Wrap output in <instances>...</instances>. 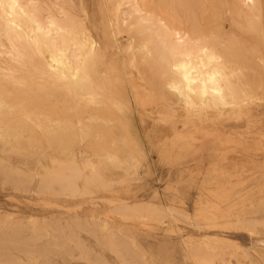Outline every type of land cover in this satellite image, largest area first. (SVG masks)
<instances>
[{
    "label": "rangeland",
    "instance_id": "rangeland-1",
    "mask_svg": "<svg viewBox=\"0 0 264 264\" xmlns=\"http://www.w3.org/2000/svg\"><path fill=\"white\" fill-rule=\"evenodd\" d=\"M38 1L45 7L42 14L49 16L48 5ZM257 1L259 9L250 15L260 19L254 21L239 17L243 13L234 9L238 0H184L171 7L183 18L198 19L184 20L183 26L208 27V35L220 29L222 40L237 36L257 50L242 57L243 72L228 69L233 93L227 104L218 107H208V96L197 94L192 106L171 92L170 76L163 74L155 58L142 55V38L122 20L97 27L88 21L95 44L107 52L87 63L91 85L81 76L73 81L53 71L43 55L24 59L18 75L30 76L32 86L16 88L23 106L5 110L0 121V264L20 259L23 264H194L187 259L189 243L207 253L216 247L220 251L216 254L228 264L241 263L245 254L248 264H264L258 256L264 249V226L250 232L228 224L237 217L264 222V210L256 206L264 200V59L260 58H264V0ZM73 2L78 15H83L84 5L91 19L101 16L100 0ZM49 4L51 12L61 17L60 6H68L69 0ZM10 46L0 34V50L9 52ZM49 58L48 53L50 64ZM38 97L50 118L43 124L53 129L52 135L28 116L27 111L36 110ZM111 100L129 105L147 135L149 145L137 173L104 158L107 152L126 156L136 147L125 140ZM28 119L31 123L24 126L36 127V140L28 131L21 133L22 120ZM84 125L90 128L88 136L81 130ZM11 130L16 137L10 136ZM54 159H74L80 166L77 192L41 190L47 171L57 168ZM92 167L110 183H89ZM223 191L229 195L218 196ZM141 203L171 207L176 215L128 209ZM213 206L220 210L208 211ZM230 206L237 209L228 219ZM206 211L208 220L200 216ZM55 240L59 247L53 245ZM44 247L49 248V257L26 258L28 250ZM223 261L215 259L216 264Z\"/></svg>",
    "mask_w": 264,
    "mask_h": 264
},
{
    "label": "bare ground",
    "instance_id": "bare-ground-1",
    "mask_svg": "<svg viewBox=\"0 0 264 264\" xmlns=\"http://www.w3.org/2000/svg\"><path fill=\"white\" fill-rule=\"evenodd\" d=\"M100 1L98 6L100 7L99 11L101 16L98 18L95 15V17L93 16L94 18L91 19L84 5H82L81 9L83 12L82 16L72 10L74 5L73 0H69L68 6H60L59 13L62 14L61 17L51 12V7H53V5L51 6L49 4V0L42 1L44 5H48L47 9L50 11L47 17L42 14L45 7L39 1L0 0V34L5 35L11 45L9 52L0 50V121L4 118L5 110L12 108L17 110V108L23 106L21 101L19 102V99L15 96L16 88L27 86L29 89L32 86V78L30 76L18 75L20 70H24V59L26 58L33 59L35 56L39 57L43 55L47 65H49L53 71H60L62 74L67 75L66 77L70 76L73 81L81 76L88 85L92 84L93 81L88 73L89 67L87 63L92 58L105 56L107 52L106 48L99 47L95 44L94 35L89 25H87L89 23L88 21H90L93 27H97L99 23H108L111 25L114 20H122L124 24L130 26L134 30L135 35L142 38L140 44L143 52L142 55L153 57L157 60L163 74L170 76V81L167 84L170 91L179 93L181 98L185 97L187 103L192 106L196 103L194 102V98L197 94L204 98L208 96V107L213 108L221 104H227L228 97L233 93V84L230 79L231 73L228 69L233 67L231 70L237 74L243 72L246 65L243 63L244 58L242 57L246 56L248 53L253 54L257 52L253 47H247L244 41L237 36H230L227 41L222 40V34H224V32L220 29L209 31L211 33L210 36L208 35V27L199 24L183 26L181 22L184 20H198L190 17L183 18L176 14L175 10L171 8L178 2L183 3L184 0ZM200 1L203 2L204 0ZM257 2V0H238V2L234 4V9L239 13H243V15L241 14L239 16L240 18L248 21L259 20V16L250 15L251 12L259 9ZM226 4L228 3L226 2ZM127 5L132 8H127ZM208 15H210V13ZM219 19V17H215V20ZM136 47L138 48V46ZM48 53L51 58H49L50 64L47 59ZM260 58L262 60L264 59L261 56ZM19 66H21V68H19ZM4 69H7L8 72L4 73ZM158 72H160L159 69ZM159 74H161V72ZM42 85L45 84L42 83ZM135 88H138V86L135 85ZM225 89L229 90L228 93H225ZM38 98L36 110L27 111L28 116L32 120L34 117L37 127H40L41 130H45L48 134L52 135L53 129L43 124L44 121L49 122L50 118L40 105L42 98ZM179 99L177 100L179 101ZM231 100L234 101L233 97L229 101L231 102ZM203 101L205 102V100ZM232 103L233 102H231V104ZM110 105L113 111L118 115V123L121 124L125 132V140L127 142L136 143V147L135 150H129L126 156H121L115 152H107L104 158L109 162L117 163L121 167H124L128 173H137L144 161L143 153L149 145L146 139L147 135H144L145 132L143 134L142 127L140 128L138 125V116L136 118V113L129 105L121 100H111ZM229 105L230 103L228 106ZM236 105L237 104H235V106ZM141 117L143 118V116ZM110 120L111 118L105 122H109ZM26 122L31 123V120H22L21 133L23 134L25 131H28L31 134V139L33 140L34 138L36 140V127L26 129V126H24ZM81 130L85 136L90 134L89 126H82ZM9 134L10 136L16 137L14 130H11ZM22 134L19 137H22ZM54 163L57 165V168L52 171H47L43 179V184L40 187L41 190L70 193L77 192L76 180L81 177L83 173L77 162L74 159L67 161L54 159ZM66 169L69 170V174L65 173ZM88 182L105 186L110 183V181L105 179L95 167H92ZM223 195L228 196L229 192L223 191L218 196ZM220 202H223V200H220ZM256 206L258 209L264 210V200L259 201V204ZM128 209L132 211L145 210L158 214L167 213L168 215H176V211L171 207H155L148 203L137 204ZM212 209L216 211L220 210L219 207L213 206L211 209H208V211ZM236 209L235 206L228 207V214L226 215L228 219ZM208 211L200 214L205 220H208ZM184 216L189 219L187 215L184 214ZM206 224L209 225L210 223L206 222ZM228 224L235 228L248 229L250 232H254L257 225L261 224L264 226V222L251 221L250 218L247 217H237L234 223L233 221H229ZM36 239H38V237ZM53 245L59 247L56 240L53 242ZM109 245H113V239L110 240ZM196 246L189 243L185 248L187 259L194 264H216L215 259L223 261L222 256L217 255V250L213 249L216 247H213L211 250L208 249L207 253L201 246L202 249ZM77 247L90 260L89 255L83 252V249L79 245H77ZM48 251L49 248L44 247L43 249L28 250V253L26 252L27 254L24 255L29 261H39L42 258L49 257ZM221 253L224 252L222 251ZM258 256L264 261V249L258 251ZM248 259L250 258L245 254L241 259L242 262L238 264H248ZM93 262L94 264H100L98 261ZM134 263L136 262L134 261ZM4 264L23 263L20 259L19 262L10 260ZM223 264L228 263L223 261Z\"/></svg>",
    "mask_w": 264,
    "mask_h": 264
}]
</instances>
